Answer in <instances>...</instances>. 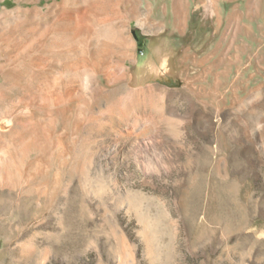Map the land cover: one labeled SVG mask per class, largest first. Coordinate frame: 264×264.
Returning a JSON list of instances; mask_svg holds the SVG:
<instances>
[{
    "label": "rangeland",
    "instance_id": "1",
    "mask_svg": "<svg viewBox=\"0 0 264 264\" xmlns=\"http://www.w3.org/2000/svg\"><path fill=\"white\" fill-rule=\"evenodd\" d=\"M0 264H264V0H0Z\"/></svg>",
    "mask_w": 264,
    "mask_h": 264
},
{
    "label": "bare ground",
    "instance_id": "2",
    "mask_svg": "<svg viewBox=\"0 0 264 264\" xmlns=\"http://www.w3.org/2000/svg\"><path fill=\"white\" fill-rule=\"evenodd\" d=\"M199 4V3H198ZM99 9V8H98ZM235 13V15L233 16L234 17V19L238 22V23H241L242 22V19L244 18V16L240 13V12H238V11H235L234 12ZM79 24H81V23H79ZM260 27V29H262V26L260 25L259 26ZM154 42H156V40H153ZM260 42V41H259ZM157 44V43H156ZM155 45V44H154ZM156 47V46H155ZM155 51L157 52V47L155 48ZM149 62H151V61H149ZM168 71V70H167ZM151 72V71H150ZM149 75H150V73H149ZM152 75H153V73H152Z\"/></svg>",
    "mask_w": 264,
    "mask_h": 264
},
{
    "label": "water",
    "instance_id": "3",
    "mask_svg": "<svg viewBox=\"0 0 264 264\" xmlns=\"http://www.w3.org/2000/svg\"><path fill=\"white\" fill-rule=\"evenodd\" d=\"M139 53H140L141 56H143L144 55V50L143 49H140L139 50Z\"/></svg>",
    "mask_w": 264,
    "mask_h": 264
},
{
    "label": "trees",
    "instance_id": "4",
    "mask_svg": "<svg viewBox=\"0 0 264 264\" xmlns=\"http://www.w3.org/2000/svg\"><path fill=\"white\" fill-rule=\"evenodd\" d=\"M142 46H145L144 44H142Z\"/></svg>",
    "mask_w": 264,
    "mask_h": 264
}]
</instances>
